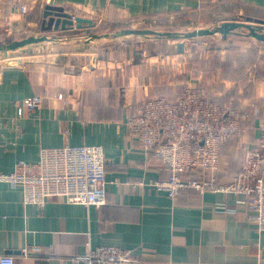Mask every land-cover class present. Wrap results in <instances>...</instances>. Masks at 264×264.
<instances>
[{"label": "crops", "instance_id": "obj_1", "mask_svg": "<svg viewBox=\"0 0 264 264\" xmlns=\"http://www.w3.org/2000/svg\"><path fill=\"white\" fill-rule=\"evenodd\" d=\"M20 3L28 8L25 14ZM46 4L60 5L92 25L74 23L48 32L58 38L3 57L8 58L0 65V173L10 172L19 159L37 161L42 148L101 145L107 202L97 207L53 198L40 208L23 203L21 187L0 181V256L11 255L12 264H84L80 257L90 249L111 245L130 249L137 264H264V231L250 219L242 193L186 188L172 199L150 185L167 172L159 157L135 143L126 122L147 98L174 97L176 90L163 76L159 81L143 76L147 57L142 52L137 58L136 47L85 35L99 21L121 25L172 16L178 19L175 25L207 27L223 20L264 19V0H0V39L42 33ZM220 36L233 38L231 48L250 57L231 62L241 77L215 71L202 91L194 74L182 89L189 85L240 112L244 132L220 151L217 176L222 179L239 172L241 154L234 167L231 152L255 143L264 123V43L241 32ZM170 42L182 53L185 43L177 50L178 41ZM252 82L256 92L247 94ZM222 93L231 97L220 99ZM33 94L41 96V106L18 116V103ZM219 203L233 210L218 212Z\"/></svg>", "mask_w": 264, "mask_h": 264}, {"label": "built area", "instance_id": "obj_2", "mask_svg": "<svg viewBox=\"0 0 264 264\" xmlns=\"http://www.w3.org/2000/svg\"><path fill=\"white\" fill-rule=\"evenodd\" d=\"M20 13L28 11L18 5ZM42 104L38 94L24 97L17 115L32 112ZM240 112L231 104H218L189 85L174 97L147 98L135 115L128 118L129 135L146 153L161 160L167 176L150 184L174 199L186 188L199 192H238L259 232L264 231V123L258 140L242 148L239 172L217 176L220 151L228 141L244 132ZM106 157L101 145H65L42 148L37 161L19 159L13 169L0 173V181L21 187L23 203L43 207L53 198L85 206L105 205ZM131 186L136 181H126ZM218 212L233 208L219 203ZM28 249H23L27 253ZM79 258V257H78ZM84 264H137L130 249L102 245L80 257ZM11 255L0 256V264H12Z\"/></svg>", "mask_w": 264, "mask_h": 264}, {"label": "rangeland", "instance_id": "obj_3", "mask_svg": "<svg viewBox=\"0 0 264 264\" xmlns=\"http://www.w3.org/2000/svg\"><path fill=\"white\" fill-rule=\"evenodd\" d=\"M170 19V20H169ZM177 18L168 16L166 17H157L153 19H145L140 21H136L135 23H126L124 28H134V29H152L156 31H190L196 28H201L198 25H187L177 24ZM138 22V23H137ZM219 24V23H217ZM178 26V27H177ZM212 26V25H211ZM210 27V26H207ZM205 28V27H204ZM119 30L113 28L111 26V22L108 21H99L96 24L95 29H88L86 32V36L91 33L95 34H104V33H113L114 31ZM219 33L214 35H206V36H197L189 39H173L167 36H156L154 34H146V35H123L120 37H116L115 40L110 37H102L101 41L104 43L109 42H117L131 45L138 49L137 58L141 57V53L144 52L146 55V64L148 65L144 69H142L143 76L146 75L148 78H151L153 81H159V79L163 76L164 83L168 85L170 89L176 90V95L181 91L183 82L190 75H196L198 77L200 90L205 88L207 90L210 87V80L208 75L215 71L219 72L221 76L225 77H241L240 68L231 70V62L238 60L249 61L250 57L241 54V51L235 48L232 49L234 40L230 38V40H221L219 38ZM221 37V36H220ZM13 40L11 37H7L5 35L1 36L0 43H5ZM171 41V42H170ZM176 41H182L185 43V48L182 53H176L174 51L173 45H168L167 42L173 43ZM164 43V44H163ZM229 47V48H228ZM227 50V52H226ZM18 51V50H17ZM9 52H0V65L7 63V58H3L8 55ZM12 53V52H11ZM117 55V51L115 50L114 56ZM30 58H26V61ZM6 60V63H5ZM182 62L184 63L183 66ZM261 64L264 67V60L261 61ZM144 67V66H143ZM260 74V73H255ZM256 83L252 82L246 88L247 94H253L256 92ZM237 86L232 87L231 92ZM230 95H226V93H222L219 96L220 99H225ZM218 99V98H216ZM234 99L237 100L236 97ZM239 107V106H238ZM238 150V149H237ZM233 157L232 165L235 167L238 164V158L241 152L237 151L235 153L231 152Z\"/></svg>", "mask_w": 264, "mask_h": 264}, {"label": "water", "instance_id": "obj_4", "mask_svg": "<svg viewBox=\"0 0 264 264\" xmlns=\"http://www.w3.org/2000/svg\"><path fill=\"white\" fill-rule=\"evenodd\" d=\"M42 19L40 21L39 29L42 33L28 35L20 39H13L11 41L0 43V52L16 51L22 48L45 41H52L57 39V35L47 34L51 31L66 30L70 28L74 23L75 26L80 28L83 24L91 26L90 19L84 17H73L67 13L60 5L46 4L42 10ZM246 31V32H245ZM245 33L254 39H257L264 43V19H253L247 17L245 21L237 20H223L219 24H214L210 27L196 28L190 31H156L152 29H134V28H122L114 31L113 33L95 34L91 33L89 39L101 38V37H120L123 35H146L154 34L156 36H167L173 39H189L197 36L214 35L219 33L222 38H226L227 35L236 33ZM183 45L182 41L177 42V50H180Z\"/></svg>", "mask_w": 264, "mask_h": 264}, {"label": "trees", "instance_id": "obj_5", "mask_svg": "<svg viewBox=\"0 0 264 264\" xmlns=\"http://www.w3.org/2000/svg\"><path fill=\"white\" fill-rule=\"evenodd\" d=\"M124 25H125L124 23L121 24V25H116V24H112V23H111V26H112L113 28H116V29H118V28H119V29H122V28H124Z\"/></svg>", "mask_w": 264, "mask_h": 264}]
</instances>
